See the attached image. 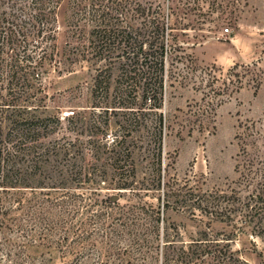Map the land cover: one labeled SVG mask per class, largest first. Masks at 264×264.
Returning a JSON list of instances; mask_svg holds the SVG:
<instances>
[{
	"label": "rangeland",
	"instance_id": "374dc122",
	"mask_svg": "<svg viewBox=\"0 0 264 264\" xmlns=\"http://www.w3.org/2000/svg\"><path fill=\"white\" fill-rule=\"evenodd\" d=\"M77 7L87 33L93 9L123 23L137 7L163 14L160 145L152 115L132 134L103 124L98 63L59 27L30 99L51 117L50 149L32 156V186L1 196L0 239L18 255L0 264H172L182 247L197 253L181 264H264V201L247 207L264 194V0H63L60 24ZM115 134L126 162L106 145Z\"/></svg>",
	"mask_w": 264,
	"mask_h": 264
},
{
	"label": "trees",
	"instance_id": "16d2710c",
	"mask_svg": "<svg viewBox=\"0 0 264 264\" xmlns=\"http://www.w3.org/2000/svg\"><path fill=\"white\" fill-rule=\"evenodd\" d=\"M62 1L0 0V233L1 218L7 214L2 194L32 186L36 175L32 156L50 149L46 138L54 129L50 128L51 117L39 116L35 110L38 106L30 99L32 82H37L42 73L48 40L59 27L63 26L64 34L71 39L80 36L76 46H71L76 57L98 63L93 84L100 94L97 96L101 105L95 106L105 116L103 124L110 117L117 118L120 130L132 134L140 132L143 121L152 115V132L158 136V148L160 145L161 108L168 70L163 38L168 25L163 23V14L156 12L148 18L145 8L137 7L134 10L137 22L123 23L118 16L108 14V10L93 9L95 18L87 33L82 20L90 11L77 7L70 18H65V24H60L58 9ZM38 50L42 51L41 55L37 54ZM113 70L117 72L115 77ZM63 119L56 117L57 123ZM96 119L94 128L100 125L98 116ZM126 143L124 136L115 134L106 145L117 157L125 152L126 162L130 156ZM247 198L250 213L256 208L255 202L264 201V194L251 190ZM13 249L9 240L0 239V262H11L18 255ZM195 253V249L188 253L182 247L178 260L172 264L191 263Z\"/></svg>",
	"mask_w": 264,
	"mask_h": 264
},
{
	"label": "built area",
	"instance_id": "2783aa9c",
	"mask_svg": "<svg viewBox=\"0 0 264 264\" xmlns=\"http://www.w3.org/2000/svg\"><path fill=\"white\" fill-rule=\"evenodd\" d=\"M225 31H228V29H227V28H225Z\"/></svg>",
	"mask_w": 264,
	"mask_h": 264
}]
</instances>
